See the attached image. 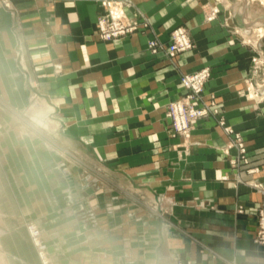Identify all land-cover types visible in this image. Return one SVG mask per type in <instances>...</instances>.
Wrapping results in <instances>:
<instances>
[{
  "label": "crops",
  "instance_id": "0c3cea01",
  "mask_svg": "<svg viewBox=\"0 0 264 264\" xmlns=\"http://www.w3.org/2000/svg\"><path fill=\"white\" fill-rule=\"evenodd\" d=\"M206 1L133 0L130 12L138 10L145 14L160 41L168 38L169 25L190 24L194 48L179 56L183 70L193 72L203 66L210 68L211 77L206 83V92L223 104L226 124L241 133L248 146L249 162L239 166L238 175L242 181L236 188L222 181L228 174L229 182L234 183L235 174L228 157L217 153L216 148L228 139L212 118L197 124L192 133L194 149L190 157L180 158L178 154H171L179 162L168 169V175H163V170L160 173L153 171L151 164L145 160L137 169L123 164L137 160V155L133 154L139 150L137 145L124 152L115 148L114 135L107 137V145L97 140L95 134L105 133L109 128L140 129L151 124L152 128L162 130L159 122L165 112L164 105L182 93L180 71L173 70L169 60L157 63L159 72H163V80L157 88L153 87L157 84L151 83L150 67L157 61L146 51L148 34L135 35L122 43L107 44L96 40L91 35L100 7L94 0H13L14 9L0 8V103L5 99L19 107L23 98L33 97L37 101L34 113L49 118L55 110L61 112L62 105L54 100L56 86L53 82L63 81L65 95L82 96L87 108V116L75 122V126L67 118L57 125L54 121L44 123V128L52 132L49 131V135L37 139V142L32 141V154L26 146L29 159L34 162L45 155L51 156L47 157L44 167L48 179L52 180L78 176L75 179L85 177L87 181V172L75 161L81 165L91 163L110 176L111 198L118 195L114 191L117 184L145 194L153 203L156 215L148 217L143 210L136 211V215L145 222L144 228L152 230L153 234L150 254L148 258L141 255L142 264H175L176 259L190 260L191 264H264V247L253 242L255 223L248 212L264 202V105L249 101L244 96V86L251 71V54L219 22L204 23L200 4ZM235 13L231 23L237 26L245 27L247 16L252 22L259 18L242 0L235 5ZM57 66L62 71L60 80L56 78L59 76ZM73 83H82L81 88L75 89ZM111 83H116V86ZM108 86L111 98L116 94L119 96L121 115L114 112L111 120L103 121L97 117L103 114V108L98 111L90 109L94 101L92 94L97 104L103 105V99L96 91L90 93L89 87L101 89ZM151 92L158 98L155 104L162 107L160 110L149 109L145 95H153ZM5 115L0 108V120ZM93 115L97 120L93 119ZM10 125L13 129H20L19 125ZM178 140L170 139L172 143ZM142 141L145 142V139ZM3 142L0 138V148L6 146ZM5 152L7 148L0 154V165L5 164V168L10 169ZM229 152L231 156L236 153L234 149ZM140 154L150 160L153 156L152 150L140 151ZM125 156L126 161H123ZM160 159L163 160V157ZM253 167L258 169L257 173L245 171ZM9 172L6 173V177L11 178L9 185L1 192L23 194L19 198L20 206L26 199L24 194L40 192L34 182L31 186L24 185L23 173H19L23 172L21 168L15 167ZM137 173H141L142 177H137ZM86 181L77 180L85 196L90 194V185ZM48 183L50 192L52 181ZM200 201L212 208L196 207L195 203ZM32 203L34 199L27 205L30 209L39 208V202L36 206ZM171 205L177 214L175 223L168 217ZM27 206L25 204L22 208ZM238 206L244 209L243 213H235ZM78 207L72 206L73 209ZM115 209L118 210L119 206ZM119 213V210L112 212L110 220L106 221L111 230L116 227L115 217ZM2 218L4 214L0 213V264H11V259L20 264H32L25 261L20 253L13 254L3 247L1 238L8 236L9 230ZM232 231L239 233L235 239L229 238ZM110 243L102 245L108 251L96 249L81 255L88 253L98 261L107 259L109 254L112 258L116 240ZM205 247L210 249L211 254L201 253ZM144 251L142 249L140 253L144 254Z\"/></svg>",
  "mask_w": 264,
  "mask_h": 264
},
{
  "label": "rangeland",
  "instance_id": "374dc122",
  "mask_svg": "<svg viewBox=\"0 0 264 264\" xmlns=\"http://www.w3.org/2000/svg\"><path fill=\"white\" fill-rule=\"evenodd\" d=\"M124 1L126 3L125 12L130 16V24L133 29L119 39L114 40H101L96 33H93L91 36L100 42L111 44L116 41L122 43L138 34H148L149 38L146 42V51L157 61L155 64H152V67H150L152 72L151 83L157 84L156 86H153L154 88H157L158 84H162L163 80V72H159L160 66H157V63H159L160 60H169L171 62L170 67H172L173 70L180 71L181 75L190 73L183 70L184 65L179 59L180 55L191 52L194 48V42L190 35V24L184 22L179 25H169L167 27V30L169 31L168 38L160 41L157 37L154 26L145 14L138 10L135 13L130 12V9L133 8V0ZM242 1L246 6L249 5L252 14L259 17L253 22L249 18L251 21L250 25L246 24L245 19V27L231 23V20L236 16L235 5L241 3V0H207L205 3L200 4V12L203 15V21L206 25L219 22L220 25L227 28L229 34L232 37H235L236 41L241 46L245 47V49L251 54V71L244 86V96L249 101L264 105V32L260 33L257 31L258 27H256L259 21L264 20V0ZM8 2L10 9H14L15 6L13 0H8ZM144 25H146V28L143 30ZM262 29H264V27H262ZM178 30L183 31L187 35L192 44L191 49L180 52L175 56L168 55L164 50L163 53L158 52V54H153L149 51L147 46L151 39H157L163 44V46H165L172 40L174 33ZM231 42L232 44H235V40H232ZM57 68L59 69L56 70V73L59 76L56 78L60 80L62 71L61 67L57 66ZM204 68L209 67L203 66L199 70ZM53 83H55L56 86L54 100L58 101L59 104L62 105V108H60L61 112L55 110L50 114L51 116L49 118L47 115L34 113L37 101L33 97L29 99L23 98L19 107L14 106L11 102L5 99L0 103V108L5 114H7L5 115V118L0 120V138L4 141L3 144H6V146L0 148V154L2 155L3 150L6 151L7 148V152L4 154L7 155L8 167L10 168H5L7 167L5 164H3L4 166L0 165L2 166V168L0 167V213L4 214V218L2 219L6 221V227L9 230L8 236L3 235L1 238L3 247L13 254L16 252L20 253L25 261H29L32 264H142L141 261H143V258H141V255H145L144 257L148 258L150 254L149 250L153 243V234L151 232L152 230L144 228L143 223L145 222L142 221L140 216L136 215V211L143 210L148 217L156 215V209L153 203L145 194L142 192H133L126 186L117 184V186L114 185V191L118 193V195H113L111 198V194L113 193L110 192L112 188L111 179L109 178L110 176L96 168V166L91 163L81 165L80 162L75 161L77 166L82 167L84 171L87 172V181L84 176L83 179H75V177H78L75 176L71 178L66 177V179L56 177L52 180L53 178L48 179L45 171L46 167H44L47 164V157L51 158V156L45 155L43 159L35 160L34 162L29 159L30 154L27 152L26 146H28L31 153L33 151L32 141L34 140L37 142V139L49 135V131L52 132V130L44 128V123L47 124L49 121H54L55 125H57L62 119L67 118V120H71L72 125L75 126V122H79L82 118L87 116V108L85 107L82 96H66L65 94L67 93L63 89V81H55ZM81 84L73 83V86L76 87L75 89L79 90ZM111 85L116 86V83H111ZM109 86L101 89L98 87H89L90 93L96 91L99 98L103 99V105L97 104L94 94H92V100L94 101L90 108L91 110L96 111H98L99 108H103V114L97 116L99 117L98 119H102L103 121L111 120L112 113L114 112L121 115L120 107L122 106L118 104L119 96L116 94L114 98H111ZM131 89L132 88H130V90ZM73 93L75 94L74 91ZM152 94L153 95L151 96L148 93L145 95L148 101V107L149 109L160 110L162 107H158V105L155 104V101H157L158 98L155 97L154 93ZM179 98L180 96L168 101L164 105L165 110L171 103ZM214 105L219 109V114L214 116L217 119H212L228 139L225 143L219 145L216 150L217 153L221 154L223 157H228L230 168L235 174L233 176L234 183L229 182L228 174L223 177L222 181H226V185L231 184L236 188L242 181L238 175V168L240 165H247L248 163L238 164L236 162L238 165H233L230 160H232L233 157L238 158V156L242 154L238 146L239 142L244 143L246 148L248 146L242 134L226 124L223 104L216 102ZM97 117L93 115L94 120H97ZM145 121H147V119ZM11 123L19 125L20 129L11 128ZM159 125H162V130L157 128L154 129L155 127L152 128L150 124L149 127L140 129L109 128L105 133L95 135L102 145H107V137L109 135H114L115 137L113 141L116 143L114 144L115 148L122 151L125 150L124 152H127L126 150L137 145L139 147L137 149L139 150L133 153L137 155V160L134 162L123 163L125 165L129 164L130 168L137 169L145 160L147 163L151 164L153 171L159 172L163 170V175H168V169L177 166L179 162L176 157L172 158V153L178 154L180 158H188L193 153L194 140L192 138V133L196 130L197 126L191 129L187 134L178 132L171 127L167 120L166 112H163L162 121L159 122ZM228 129H230L231 132H229ZM175 138L179 139L178 142L172 143L173 141L171 142L170 139ZM144 139L145 142L142 141ZM20 147H22V149ZM230 149L235 150V155L231 156L229 154ZM148 150H152L153 156L151 160L150 158H144V155L140 154V151L144 153V151ZM54 151L57 153V149ZM161 157H163V160L160 159ZM123 161H126V156L123 158ZM15 167H19L23 171L19 173H23L22 180L25 186H31L34 182L38 185L40 190V192H37L34 195L24 194L26 199L22 202L21 206L19 204V198L22 197L23 194L12 192L5 194L1 192V190L3 191L6 189V185H9V179H11L6 177V173H11L9 170L14 171ZM249 170L253 171L250 174L257 173L258 171L255 167L246 168L245 171L248 173ZM63 171L66 175H70L68 171ZM135 175L137 177H142L140 176L141 173ZM77 180H84L90 185L88 191V193H90L89 195L85 196V194L82 193L77 185ZM49 181H52L50 184L52 185V190L50 191L51 194L48 187ZM32 199H34L35 206L37 205L36 202H39V208L34 206L35 209L32 210L27 206ZM112 203H116L114 206L116 208L119 206L118 210L120 211L118 216L115 217L117 223L113 230L106 225V221L110 220L111 213L118 211L112 206ZM25 204L27 207L22 208ZM73 204L79 205V207L73 209ZM195 204L197 205L196 207H201V209L212 208L209 205H206L207 203H203V201H200L199 203L196 202ZM172 208L173 205L168 208V217L173 223H175L177 214L174 213ZM240 209V206H238L235 213H240ZM31 228H35L38 231V246H36V243L31 236ZM206 229L208 230V228ZM232 232L233 234H231L229 238L235 239L239 233L235 231ZM112 240H116L115 245L112 247V253L114 254L112 258V254H109L107 259L98 261L89 256L88 253L92 250H106L102 248V245L107 244V242L111 244L110 242ZM259 246L264 247V245ZM142 249L145 250L144 254L142 252L140 253ZM85 252L88 253H86V255H81V253ZM109 252L111 251L109 250ZM210 252V249L205 247L202 249L201 253L203 255H208L211 254ZM10 263L20 264L18 261L16 262L15 259H11ZM175 264H191V261L176 259ZM231 264L233 263L231 262Z\"/></svg>",
  "mask_w": 264,
  "mask_h": 264
},
{
  "label": "built area",
  "instance_id": "2783aa9c",
  "mask_svg": "<svg viewBox=\"0 0 264 264\" xmlns=\"http://www.w3.org/2000/svg\"><path fill=\"white\" fill-rule=\"evenodd\" d=\"M100 7L95 21L94 33L101 40L119 39L133 28L130 24V16L126 14V3L124 0H94ZM8 5H5L3 0H0V7H10L8 0H5ZM146 28L144 25L143 30ZM148 49L153 54L158 52L167 53L170 56H175L180 52H184L192 48L187 35L178 30L174 33L172 40L165 46L157 40L151 39L148 42ZM211 75L209 68L197 70L182 74L180 77L181 95L180 98L171 103L165 110L167 120L174 130L187 134L193 129L199 121L209 118H216L219 114V109L214 105L216 103L213 94L206 92V83ZM218 117V116H217ZM217 119V118H216ZM231 132L230 129H228ZM240 152L238 158L233 157L230 160L233 165L239 163L247 164L249 162L246 145L239 142ZM236 162L238 164H236ZM253 172L249 170L248 173ZM244 209H240L243 213ZM249 215L254 218L255 234L253 242L255 244L264 245V203L259 204L254 209H251ZM31 236L38 246L37 238L39 236L37 229H30ZM42 257V256H41ZM43 259V257H42Z\"/></svg>",
  "mask_w": 264,
  "mask_h": 264
},
{
  "label": "bare ground",
  "instance_id": "6f19581e",
  "mask_svg": "<svg viewBox=\"0 0 264 264\" xmlns=\"http://www.w3.org/2000/svg\"><path fill=\"white\" fill-rule=\"evenodd\" d=\"M3 2H4L5 5H8L7 2H5V0H3ZM6 9H7V7H6ZM8 9H10V7H8ZM245 19H246V24L250 25L251 21H250L249 17L247 16V18H245ZM256 27H258V30L256 29L257 31H259L260 33H263L264 29H262V27H264V20L263 21L262 20L259 21L258 25H256ZM0 233H1V230H0Z\"/></svg>",
  "mask_w": 264,
  "mask_h": 264
}]
</instances>
